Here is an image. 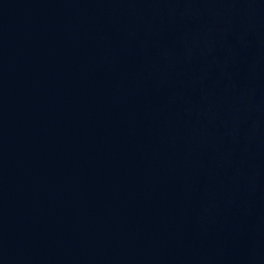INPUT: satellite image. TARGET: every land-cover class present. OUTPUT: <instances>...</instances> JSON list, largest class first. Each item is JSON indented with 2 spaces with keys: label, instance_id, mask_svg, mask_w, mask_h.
Returning <instances> with one entry per match:
<instances>
[{
  "label": "water",
  "instance_id": "1",
  "mask_svg": "<svg viewBox=\"0 0 264 264\" xmlns=\"http://www.w3.org/2000/svg\"><path fill=\"white\" fill-rule=\"evenodd\" d=\"M0 264H264V0H0Z\"/></svg>",
  "mask_w": 264,
  "mask_h": 264
}]
</instances>
